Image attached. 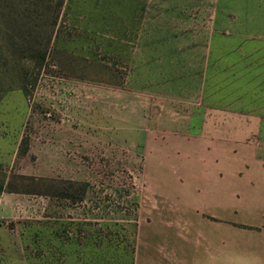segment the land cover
<instances>
[{
    "label": "rangeland",
    "instance_id": "rangeland-1",
    "mask_svg": "<svg viewBox=\"0 0 264 264\" xmlns=\"http://www.w3.org/2000/svg\"><path fill=\"white\" fill-rule=\"evenodd\" d=\"M12 23L46 49L44 63L22 60L21 43L9 51ZM200 101L258 113L248 141L264 156V0H0V134L18 137L0 183L35 193H13L0 252L34 264H208L201 251L177 254L192 230L175 219L191 214L190 182L207 171L195 158L214 150L158 131Z\"/></svg>",
    "mask_w": 264,
    "mask_h": 264
},
{
    "label": "crops",
    "instance_id": "crops-1",
    "mask_svg": "<svg viewBox=\"0 0 264 264\" xmlns=\"http://www.w3.org/2000/svg\"><path fill=\"white\" fill-rule=\"evenodd\" d=\"M229 112L227 108L211 110L200 101L185 123L168 125L158 121V131L170 129L182 133L181 137L186 134L183 138L192 140L196 149L214 150L213 156L194 160L195 166L207 171L194 175L190 182L191 214L179 212L175 219L177 223L187 222L192 230L180 240L186 248L177 250V254L186 250V258L192 254L196 259L201 251L208 264H264V156L258 155L256 140L248 141L261 129L260 115L233 111L229 119ZM211 116L216 117V123L210 122ZM17 150L18 137L8 133L5 126V132L0 134V167L11 166ZM210 165L216 166L213 174L209 172ZM17 197L18 194L0 193V234L2 220L13 219ZM199 228L204 232H198ZM0 264L34 263L22 260L16 253L0 252Z\"/></svg>",
    "mask_w": 264,
    "mask_h": 264
},
{
    "label": "trees",
    "instance_id": "trees-1",
    "mask_svg": "<svg viewBox=\"0 0 264 264\" xmlns=\"http://www.w3.org/2000/svg\"><path fill=\"white\" fill-rule=\"evenodd\" d=\"M58 1H60V0H58ZM8 27H10V29L18 28L19 31L17 30V32L20 33V34H18L17 37H12V36L6 34V41L8 44L9 51L11 53H13V54L17 53V50H15L14 47L21 43L22 45H21V50H19L20 51L19 55H20L22 60H31V61H35L38 64H42L45 62L46 55H47L45 48H34L35 46H28V44L26 45V41L29 42V40H26L27 38H24V37H28L29 39H31V41L36 43L34 38H32V35L29 31L17 26L16 23H12ZM8 27H6V28L8 29ZM33 45H36V44H33ZM23 143H25V140H22V144ZM5 190L8 193L35 194L33 192H30V191L18 190L17 188L12 186V184H10V183H8V184L0 183V193L2 191H5Z\"/></svg>",
    "mask_w": 264,
    "mask_h": 264
}]
</instances>
